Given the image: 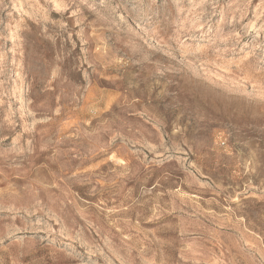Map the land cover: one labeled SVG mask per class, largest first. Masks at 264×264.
I'll use <instances>...</instances> for the list:
<instances>
[{"label": "rangeland", "instance_id": "obj_1", "mask_svg": "<svg viewBox=\"0 0 264 264\" xmlns=\"http://www.w3.org/2000/svg\"><path fill=\"white\" fill-rule=\"evenodd\" d=\"M0 264H264V0H0Z\"/></svg>", "mask_w": 264, "mask_h": 264}]
</instances>
